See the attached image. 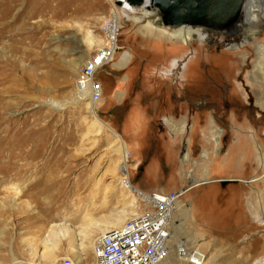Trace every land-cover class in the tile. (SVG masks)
I'll use <instances>...</instances> for the list:
<instances>
[{"label":"rangeland","instance_id":"1","mask_svg":"<svg viewBox=\"0 0 264 264\" xmlns=\"http://www.w3.org/2000/svg\"><path fill=\"white\" fill-rule=\"evenodd\" d=\"M6 6L0 7L2 13H7L0 20V77L7 75V80H0L7 90L2 93L0 110V159L6 160L12 151L18 154L24 150V154L12 159L15 172L7 181H0V264H46L42 254L47 250L49 237L57 244L53 264L63 258H72L76 264H95L93 246L83 252L79 246L83 243L86 248L90 236L94 241L103 233L90 231L105 229L104 221L123 211L127 216L120 226L133 218L132 212L138 216L146 210L131 186L146 193L163 194L188 189L176 203L172 238L160 264H189L178 255L180 246L194 252L189 254L191 257L202 254L204 264H264L262 210L260 217L247 216L234 225L238 200L227 181L191 186L192 182L186 179L187 170L179 162L181 158L173 155L167 159L163 164H170L169 168H161L158 159L143 162L141 153L135 159L124 144L123 138L129 141L126 130H121L125 122L129 123L137 92L146 94L147 87L154 88L155 82H178L175 89L179 91L181 82L187 86L184 91L188 116L200 111L198 105L192 104L200 98L223 102L229 96L242 97L252 107V113L247 118L239 112L236 121L239 117L248 119L250 131L257 137L264 135V80L259 76L261 68L254 66L259 47L264 53V26L254 25L250 32L246 19L240 35L225 37L201 32L190 36L192 32H184L177 39L170 31L152 25L145 19L147 14L129 16L116 5V0H16L12 7ZM116 14L118 51L114 61L96 75L103 85L102 100L95 108L99 123L86 96L80 97L76 92L75 80L84 64L105 45L103 26ZM89 38L92 49L88 47ZM173 61L179 63V69L174 70ZM116 92L126 93L121 105L114 102ZM211 108L219 111L216 119H222L224 126L212 120L214 128L204 129L209 113L213 114L205 106L199 119L202 121L196 122L202 124L203 131H216L219 127V148L224 151L235 131L226 128L228 108L208 105ZM191 120L188 125L193 123ZM185 133L182 130V136ZM19 141L22 146L16 144ZM120 144L126 146L127 165L117 154ZM214 171L215 177L227 176L221 162H216ZM83 176L93 180L87 200L68 198L72 206L57 210L59 219L46 218L42 209L49 199H54L42 193L44 180L54 177L64 183L68 192L79 188L77 182ZM260 180L261 176L255 181ZM253 186L255 192L264 193L263 185ZM13 187L19 188L18 195ZM60 225L68 227L73 235L67 239L58 233L54 237L52 230ZM242 225H246L244 231L238 229L232 234ZM210 228L232 231L224 236L234 241L214 244Z\"/></svg>","mask_w":264,"mask_h":264},{"label":"crops","instance_id":"2","mask_svg":"<svg viewBox=\"0 0 264 264\" xmlns=\"http://www.w3.org/2000/svg\"><path fill=\"white\" fill-rule=\"evenodd\" d=\"M178 67H180L179 63L174 67V70L179 69ZM169 83L159 84L155 82L154 88L147 87L146 91L148 92L146 94L142 95V93L137 92L135 97H133V107L130 109L128 115L129 123L125 122L121 129L126 130V137L129 140L127 141L122 136L124 144L132 152L135 159L141 153L143 162L149 160L151 163L152 160L158 159L161 168H169L170 164L165 165L163 163H166L167 159H172L171 156L174 155L175 158L177 155V158L182 159L179 162L187 170L186 179L192 182L191 186L199 183L197 186L213 184L220 180L227 181L230 184L229 188L233 189V195L238 200L237 205L235 204L238 207L234 206V210H238V214L235 213L234 215L236 217L234 225H239V222H243V218L247 216L260 217V211L262 210L264 213V193L255 192L253 184L259 183L264 186L262 180L255 181L264 174V145L261 144L264 140V135H258L257 137L256 133L254 134L250 131L251 123L248 119L243 120L239 117L236 121V114L239 116V112H241L242 116L249 118L248 116L252 113L250 104L246 102V99L235 96H229L223 102L217 98L211 99L210 101L212 102H209L208 99L200 98L197 102L192 103L193 106L198 105L200 111L195 110V114L188 116V102L186 91H184L187 88L186 84L183 85L179 82L180 90L177 91L175 84L178 82ZM149 94L151 96H147ZM125 100V92L115 93L114 102L116 104L121 105ZM220 104L228 108V110L226 109V128H233L235 131L231 142L224 151L219 148L217 137L219 127L216 126L214 129L216 131H203L202 124L196 122L202 121L199 119L203 112L201 110L205 106V110H211L213 114L209 113L207 117L208 126H205L204 129L212 130L214 128L212 120L216 121V124L224 126V123H221L223 122L222 119H216L219 111H215V108L208 109V105L212 107L213 105L218 106ZM190 119H192L193 123L188 125L187 123ZM175 130H178V132H175ZM182 130L186 131L184 136H182ZM164 132H166L165 136ZM183 139L184 141H181ZM138 153L139 155L136 156ZM151 153L153 155L149 156ZM168 162H171V160ZM216 162H221L223 167L226 166V178L215 177L217 175L214 171ZM161 164H163V167ZM257 208L258 212L255 211ZM216 224L223 226L222 223H211V226H216ZM260 225L261 222H259L258 226ZM245 226L242 225L232 230V234L235 235V231L238 229L241 232L244 231ZM210 230L212 232L211 239L214 240V244H226V242H230L231 240L234 241L224 236L225 234H230L232 231L224 232L212 228ZM251 232L254 233L253 230Z\"/></svg>","mask_w":264,"mask_h":264},{"label":"built area","instance_id":"3","mask_svg":"<svg viewBox=\"0 0 264 264\" xmlns=\"http://www.w3.org/2000/svg\"><path fill=\"white\" fill-rule=\"evenodd\" d=\"M103 28L105 45L84 64L75 80L76 92L88 93L94 103H99L103 96V86L96 75L114 61L118 51L119 27L113 16ZM261 179L264 181V174ZM134 191L146 210L135 220L127 221L119 228L97 237L93 245L95 264H160L166 256L173 234L175 205L188 193V189L165 194L146 193L138 189ZM177 253L189 264H204L202 254L191 257L189 254L195 253H190L183 246L178 247ZM55 264L76 263L72 258H63Z\"/></svg>","mask_w":264,"mask_h":264},{"label":"bare ground","instance_id":"4","mask_svg":"<svg viewBox=\"0 0 264 264\" xmlns=\"http://www.w3.org/2000/svg\"><path fill=\"white\" fill-rule=\"evenodd\" d=\"M248 1L249 0H246L245 1V7H244V11H243V23L241 24L240 26V30L237 32V33H240L241 31L244 30V27H245V20H246V16H247V11H248ZM16 2V0H0V7H5L6 5L8 6L9 5V8L12 7V5ZM260 4H258V6H256V9L257 11L255 13H252L251 15V18H250V26L253 27L255 24L257 25H263L264 26V0H260L259 2ZM6 6V7H7ZM121 10H124L126 11L129 16L134 14L133 16H141L143 14H147V16L145 17V19H147L148 21H150V23L157 28V29H164V30H168L171 32L170 35L172 36H175V37H180V35L184 32H192L190 34V36H193V35H198V33L200 34L201 32L203 33H208L207 31L203 30V29H196V28H188V27H184V28H180V29H177V30H171V29H166V28H162V27H158L156 22L158 21V18L157 16L155 15V13H153L151 10H148V9H142V10H137L133 7H130V6H123L120 8ZM8 12V11H7ZM7 13H2L0 11V20L1 18L4 17V15H6ZM116 23H118L117 21L119 20L118 19V15L116 14L115 16V19ZM247 24V23H246ZM248 25V24H247ZM209 34V33H208ZM205 36H203L202 34V38H204ZM88 40V47L89 49H92V45H93V41L89 38L87 39ZM95 41V40H94ZM264 49V46L262 47L261 46V49ZM88 49V48H87ZM260 50V47H259V50H258V62H256L254 64V66L256 67H260L261 68V71H259V73L261 75V80L263 81L264 80V53L263 51L261 52ZM256 53V54H257ZM2 65V64H1ZM9 65V64H8ZM16 65V64H15ZM173 65L174 67H176L178 65V62L177 61H173ZM8 68V67H7ZM6 69V68H5ZM74 70V69H73ZM75 70H76V67H75ZM7 72V71H6ZM14 73V72H13ZM6 74V73H5ZM29 74V73H28ZM254 74V73H253ZM9 75V74H8ZM7 76V75H6ZM6 76L2 75L0 77V80L1 81H5L7 80ZM24 80V79H23ZM2 85V89L0 90V110H1V107H2V104H3V97H2V93H5L7 90L6 88L4 87L3 83L0 82V86ZM80 97H83V96H86L87 100L89 101V104L90 106L92 107L93 109V116L94 118L96 119L97 122L100 123V120L97 118L96 116V113H95V108H96V104L97 103H94L91 101L90 97H89V94L86 93V94H79ZM78 96V97H79ZM86 100V99H85ZM80 101H82V99H80ZM91 110V109H90ZM1 120V118H0ZM102 128V127H101ZM30 137V136H29ZM28 138V137H27ZM117 140H120V137L117 135L116 137ZM24 140V139H23ZM28 142V140H27ZM23 143V142H22ZM21 141H19L18 143V146H22L21 144ZM26 143V142H25ZM23 148V147H22ZM13 150V149H12ZM17 150V149H16ZM5 151V150H4ZM24 152V150H22ZM9 152V151H8ZM23 152H19L18 154L15 153V151H12L10 153V155L7 157L6 160L4 161H1L0 159V181H7V179H9L11 177V175L13 174V172H15V170L13 169V164H12V159L16 156L20 157L22 156V154H24ZM117 154L121 156V158L123 159V161L125 162V164L127 165L128 164V160H129V157H128V153H127V149H126V146L125 145H122L120 144L119 147H118V150H117ZM1 155V154H0ZM3 155V154H2ZM1 155V156H2ZM4 157V156H3ZM5 170V171H3ZM125 176L127 175V169H125ZM15 174V173H14ZM21 174V171L18 173L16 172V175H20ZM55 174V173H54ZM13 177V176H12ZM18 178V177H17ZM21 178V177H20ZM79 184V188L77 187L76 188H72L70 190H68V192H65V189H64V183H60V181H57L56 178H52V177H48L47 179L44 180L43 182V185H44V188L42 190V193H46L48 195H52L54 199L53 201L51 199H49V203H47L45 209H42L43 211V214L46 218H48L49 220H52V221H55L56 219H59L60 217V214L59 213H55L57 210L59 209H64V210H67L70 206V203L68 202V198H73V197H78L80 199H84V200H87L88 198V195L89 194L88 192H90V190L92 189L93 185V180L92 178H85V176H83L78 182ZM15 186V185H14ZM131 189H134V187H130ZM135 190V189H134ZM13 191L15 194H19L20 193V190L18 187H13ZM22 193V192H21ZM37 195V194H36ZM65 196V200H62L61 199ZM32 198V197H31ZM48 198V197H47ZM50 198V197H49ZM67 200V201H66ZM78 202V201H77ZM177 203V202H176ZM133 207V205L131 206ZM72 209V208H71ZM176 212V205H175V211H174V214ZM133 218L130 219V220H135L136 218H138L140 215L136 216L137 214H134L133 212L131 213ZM127 216V212H121L119 213L117 216H110L109 219L105 220L104 223H103V227H106L105 229L103 228H98L97 229H93L90 231V234H95V233H98V232H103L102 234L100 235H103L104 232L106 230L109 229V227H112L113 229H116V228H119L121 223L124 222L125 218ZM174 217V215H173ZM130 220H127V221H130ZM112 228H110L112 230ZM52 232L54 233V237H58V233H61L64 235V237H66L68 239V237L72 236L73 235V232L68 228V227H64L62 225L58 226L57 227V230H52ZM107 232V231H106ZM105 232V233H106ZM97 239V238H96ZM96 239L94 241H96ZM92 240V237L90 236L88 238V244L86 246V248H83V243H81L79 246H80V251L83 252L85 251L87 248H91L93 245H94V242ZM46 243L48 244L46 246L47 250L44 252V254H42V258H44L46 264H53L55 262V248H57V244L54 242V239L52 240L50 237L46 239ZM70 243H73V237H71L70 239ZM72 245V244H71ZM70 245V246H71ZM72 247V246H71ZM83 248V249H82ZM93 249V247H92ZM80 252V255L82 254ZM167 253V252H166ZM78 258H80L79 260H83L81 258V256H79ZM74 261V260H73ZM75 262V261H74ZM76 263V262H75Z\"/></svg>","mask_w":264,"mask_h":264},{"label":"water","instance_id":"5","mask_svg":"<svg viewBox=\"0 0 264 264\" xmlns=\"http://www.w3.org/2000/svg\"><path fill=\"white\" fill-rule=\"evenodd\" d=\"M246 0H116L137 10H151L158 18V27L203 29L212 35L236 36L243 23Z\"/></svg>","mask_w":264,"mask_h":264},{"label":"flooded vegetation","instance_id":"6","mask_svg":"<svg viewBox=\"0 0 264 264\" xmlns=\"http://www.w3.org/2000/svg\"><path fill=\"white\" fill-rule=\"evenodd\" d=\"M259 2H260V0H249L248 1V11H247V16H246V19H248V22H246V23L248 24V30L250 32H252V27L250 26V18H251L252 13H254V11H255V7L258 6V4H260ZM255 26H257V24H255ZM209 34H211V33H209ZM198 35H199V33H198ZM238 35H240V34H238Z\"/></svg>","mask_w":264,"mask_h":264}]
</instances>
